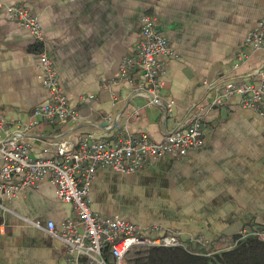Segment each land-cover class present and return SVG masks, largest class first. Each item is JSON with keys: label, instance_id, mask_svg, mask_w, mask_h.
<instances>
[{"label": "crops", "instance_id": "obj_1", "mask_svg": "<svg viewBox=\"0 0 264 264\" xmlns=\"http://www.w3.org/2000/svg\"><path fill=\"white\" fill-rule=\"evenodd\" d=\"M38 17L43 48L59 75L77 122L39 124L21 136L35 158L54 157L50 144L78 142L88 133L113 138L140 132L160 142L183 124L195 104L206 105L225 82L253 78L264 50L234 68L247 53L245 36L264 20V0H0ZM156 17L176 58L163 60L164 96L172 116L134 95L115 77L139 40L141 17ZM41 44L0 8V121L26 124L47 98L36 66ZM213 85V86H211ZM137 109L140 117L131 115ZM0 132L2 141L7 131ZM1 165V163H0ZM91 209L140 227L158 225L183 240L222 249L223 242L264 225V116L226 97L205 114L202 144L183 158L165 156L131 174L96 170ZM72 216L69 203L43 181L15 197L0 194V264H65L64 247L46 231Z\"/></svg>", "mask_w": 264, "mask_h": 264}, {"label": "built area", "instance_id": "obj_2", "mask_svg": "<svg viewBox=\"0 0 264 264\" xmlns=\"http://www.w3.org/2000/svg\"><path fill=\"white\" fill-rule=\"evenodd\" d=\"M7 18L19 24L36 43L41 44L36 55L38 78L47 91L46 100L36 106L26 124L0 121V132L7 131V139H0V194L15 197L46 181L55 187L56 197L72 207V216L66 219L59 232L53 222L46 231L59 240L64 247L65 264H122L126 253L132 248H180L186 250V241L203 243L198 239L183 240L177 232H165L152 225L140 227L118 216L104 217L90 206V187L95 172L108 167L121 174H131L143 169L153 161L165 156L183 158L198 150L202 144L206 112L220 104L226 97L236 96L239 107L264 116V65L252 71L253 78L235 83L225 82L206 105L195 104L181 127L167 132L160 142L151 140L147 134L136 135L125 131L117 137H98L86 134L78 142L59 139L50 146L54 157L35 158L21 136L39 122H77L82 119L78 111L70 107L64 95L59 75L52 59L43 48V34L38 17L20 4L0 3ZM249 52H239L234 68L245 64L253 53L264 50V20L257 23L244 39ZM166 58H176L167 38L153 15L141 17L140 35L134 51L119 63L116 81L133 88L134 95H142L147 104L161 107L165 117L172 116L176 102L164 96L165 82L162 78ZM213 86V85H211ZM131 115L140 117L137 109ZM241 239L255 237L264 241V225L251 231H242Z\"/></svg>", "mask_w": 264, "mask_h": 264}, {"label": "trees", "instance_id": "obj_3", "mask_svg": "<svg viewBox=\"0 0 264 264\" xmlns=\"http://www.w3.org/2000/svg\"><path fill=\"white\" fill-rule=\"evenodd\" d=\"M222 249L209 245L186 243L180 248H132L123 261L125 264H264V241L255 237L235 236L229 241L220 239ZM110 264L111 258L107 259Z\"/></svg>", "mask_w": 264, "mask_h": 264}, {"label": "rangeland", "instance_id": "obj_4", "mask_svg": "<svg viewBox=\"0 0 264 264\" xmlns=\"http://www.w3.org/2000/svg\"><path fill=\"white\" fill-rule=\"evenodd\" d=\"M122 264H125V263H124V261H123V263H122Z\"/></svg>", "mask_w": 264, "mask_h": 264}]
</instances>
